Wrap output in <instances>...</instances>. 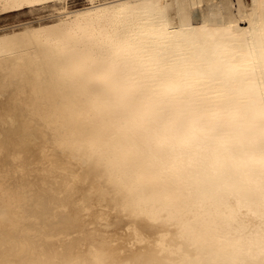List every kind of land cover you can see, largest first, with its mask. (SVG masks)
I'll use <instances>...</instances> for the list:
<instances>
[{"label": "bare ground", "instance_id": "obj_1", "mask_svg": "<svg viewBox=\"0 0 264 264\" xmlns=\"http://www.w3.org/2000/svg\"><path fill=\"white\" fill-rule=\"evenodd\" d=\"M72 1L0 0V264H264V0Z\"/></svg>", "mask_w": 264, "mask_h": 264}, {"label": "rangeland", "instance_id": "obj_2", "mask_svg": "<svg viewBox=\"0 0 264 264\" xmlns=\"http://www.w3.org/2000/svg\"><path fill=\"white\" fill-rule=\"evenodd\" d=\"M87 4L86 0H73L72 3L70 4V7L71 8H78V7H82V6H85ZM24 13V14H23ZM23 15L19 14V16L23 19V21H34L36 22L37 19L39 18H43V17H46L47 15L50 14V8H47V9H43V10H40L39 12H36V13H29L28 11L25 13V11L22 12ZM11 17H0V27L7 24L9 21H11ZM25 19V20H24Z\"/></svg>", "mask_w": 264, "mask_h": 264}]
</instances>
